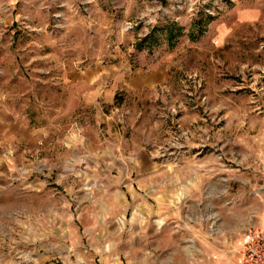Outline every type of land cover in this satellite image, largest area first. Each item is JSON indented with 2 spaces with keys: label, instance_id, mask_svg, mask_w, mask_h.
Listing matches in <instances>:
<instances>
[{
  "label": "rangeland",
  "instance_id": "1",
  "mask_svg": "<svg viewBox=\"0 0 264 264\" xmlns=\"http://www.w3.org/2000/svg\"><path fill=\"white\" fill-rule=\"evenodd\" d=\"M161 195L264 219V0H0V264L151 260Z\"/></svg>",
  "mask_w": 264,
  "mask_h": 264
},
{
  "label": "crops",
  "instance_id": "2",
  "mask_svg": "<svg viewBox=\"0 0 264 264\" xmlns=\"http://www.w3.org/2000/svg\"><path fill=\"white\" fill-rule=\"evenodd\" d=\"M155 213L145 208L140 229L131 232L132 236H157V244L147 248L151 260L132 264H243L241 258V230L245 219L235 215L229 218L228 212L218 210L198 214L197 211L181 209V201L171 200L174 204L164 211V196H155ZM168 197H166L167 199ZM183 198V197H182ZM140 204L149 203L148 197L140 198ZM169 202V203H170ZM149 214L152 215L150 218ZM233 219L232 222L230 220ZM258 227H264V219L258 218ZM245 229V228H244ZM157 253V256L155 254Z\"/></svg>",
  "mask_w": 264,
  "mask_h": 264
},
{
  "label": "built area",
  "instance_id": "3",
  "mask_svg": "<svg viewBox=\"0 0 264 264\" xmlns=\"http://www.w3.org/2000/svg\"><path fill=\"white\" fill-rule=\"evenodd\" d=\"M243 264H264V227L251 225L241 232Z\"/></svg>",
  "mask_w": 264,
  "mask_h": 264
}]
</instances>
